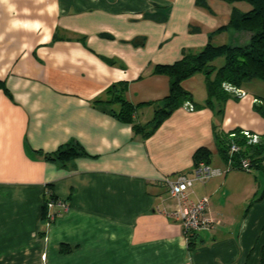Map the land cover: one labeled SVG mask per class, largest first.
Listing matches in <instances>:
<instances>
[{"label":"crops","instance_id":"1","mask_svg":"<svg viewBox=\"0 0 264 264\" xmlns=\"http://www.w3.org/2000/svg\"><path fill=\"white\" fill-rule=\"evenodd\" d=\"M234 8L252 6L0 0V264H264L262 166L192 183L190 198L207 196L215 220L194 234L193 250L170 214L177 200L164 183L190 175L203 147L212 166L225 168L218 139L236 129L264 136V90L248 82L244 98L206 102L208 93L189 85L194 77L204 86L195 74L183 81L195 109H174L148 134L170 92V76L157 65L210 42H250L247 31H218ZM114 86L136 106L129 117ZM66 144L85 155L48 159ZM47 191L70 204L49 228L42 217Z\"/></svg>","mask_w":264,"mask_h":264},{"label":"trees","instance_id":"2","mask_svg":"<svg viewBox=\"0 0 264 264\" xmlns=\"http://www.w3.org/2000/svg\"><path fill=\"white\" fill-rule=\"evenodd\" d=\"M229 3L239 1L247 2L252 6L251 10L244 12L238 8H234L228 24L222 26L218 31L232 28L234 30L247 31L250 34V42L245 45L221 44L215 45L208 43L201 51L197 53H186L184 57L173 64L157 65L156 72L164 73L170 76V92L163 99L162 104L157 108L152 123V133L172 112L174 109L184 105L189 101H194L190 91L182 86V82L195 74L204 73L207 75L208 98L206 102H210L212 98L225 99L230 97L231 92L227 91L224 84L242 88L251 80L259 79L264 81V0H224ZM200 4H206V0H199ZM223 57L225 63L218 69L213 62ZM215 74L211 76L213 73ZM115 98L122 104L121 114L130 116L136 110L127 101L120 90L116 86L110 90ZM119 91V93H117ZM259 110L264 114V107L259 105ZM136 129L143 130L144 127L137 124ZM237 136L232 139L229 134L224 139L220 138L219 148L225 159L231 158L234 161L235 169H238L239 162L242 158H249L252 162V168L262 166L264 168V136H260V141L256 144H248L241 130H234ZM236 141L241 147L239 153L230 156V145L232 141ZM85 155L84 149L78 144H66L57 151L50 154L48 159L67 163L78 156ZM195 164L204 161L209 162V150L200 148L194 155ZM48 196L44 195V200ZM45 204L43 202V213ZM44 221V218H43ZM189 248L194 249V234L188 236Z\"/></svg>","mask_w":264,"mask_h":264},{"label":"built area","instance_id":"3","mask_svg":"<svg viewBox=\"0 0 264 264\" xmlns=\"http://www.w3.org/2000/svg\"><path fill=\"white\" fill-rule=\"evenodd\" d=\"M227 91L231 92L239 98L247 96V92L230 84H224ZM256 103L260 101L254 99ZM184 106L189 110H194L195 106L187 101ZM247 140L248 144H256L260 141V135L250 130H241L240 133ZM230 137L234 139L237 136L235 131L229 133ZM241 147L236 141H232L230 145V156L240 152ZM238 165V169L250 171L252 169V162L249 158H242ZM234 161L229 158L225 168L214 167L204 161L199 162L193 168L192 173H179L173 177H166L164 183L167 185L170 194L176 198L177 207L170 213L174 218L181 221L184 232L188 237L191 234L200 232L202 230L211 229L214 226L215 220L209 214V198L207 196L193 200L190 198V187L193 182L199 181L207 182L210 178L225 174L235 169ZM48 199L44 200L45 211L43 224L49 228L55 220L70 209L69 202L62 197L53 195L50 191L45 192Z\"/></svg>","mask_w":264,"mask_h":264},{"label":"rangeland","instance_id":"4","mask_svg":"<svg viewBox=\"0 0 264 264\" xmlns=\"http://www.w3.org/2000/svg\"><path fill=\"white\" fill-rule=\"evenodd\" d=\"M224 63H225V59H224L223 57H220V58H217V59L213 62V65L218 69V68L221 67ZM214 74H215V72H214L211 76H213ZM201 75H202V77H203L204 80H205V84H204V86L201 85V84H202L201 82L198 83V82L196 81V79H194L193 76H195V75L192 76L193 79H192V81L189 83V85L193 86L192 88H194L195 91H196L197 93H198V92L200 93L202 90H203L204 92H207V93H208V87H207V75L204 74V73H202ZM192 77H190V78H192ZM198 81H199V79H198ZM248 84H249V85H247V86H248L247 88L257 89L258 87H260L261 89L264 90V81H262V80H259V79H253V80L249 81ZM182 86H184V85H183V82H182ZM192 90H193V89H192ZM262 93H264V92H262ZM254 102H255V101H254Z\"/></svg>","mask_w":264,"mask_h":264}]
</instances>
